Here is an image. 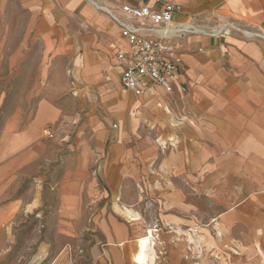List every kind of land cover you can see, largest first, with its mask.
<instances>
[{"label":"crops","instance_id":"obj_1","mask_svg":"<svg viewBox=\"0 0 264 264\" xmlns=\"http://www.w3.org/2000/svg\"><path fill=\"white\" fill-rule=\"evenodd\" d=\"M166 2L181 69L137 93L107 9ZM0 108V253L64 129L53 239L30 264H212L214 230L226 260L264 264V0H0Z\"/></svg>","mask_w":264,"mask_h":264},{"label":"built area","instance_id":"obj_2","mask_svg":"<svg viewBox=\"0 0 264 264\" xmlns=\"http://www.w3.org/2000/svg\"><path fill=\"white\" fill-rule=\"evenodd\" d=\"M175 8L176 5L171 2H166L159 9L125 4L122 6L124 16L107 9L111 20L120 27L122 35L131 44L129 52L119 54L122 59L130 57V63L124 68L121 77L125 88L143 93L148 82L152 81L168 92L174 89L182 59L179 51L163 38L177 30L171 27ZM146 20L153 24L150 29L161 33L159 37L143 34ZM161 25L165 27L159 30L157 26ZM181 89L186 91L187 87L182 85Z\"/></svg>","mask_w":264,"mask_h":264},{"label":"rangeland","instance_id":"obj_3","mask_svg":"<svg viewBox=\"0 0 264 264\" xmlns=\"http://www.w3.org/2000/svg\"><path fill=\"white\" fill-rule=\"evenodd\" d=\"M11 110L12 108H0V132L4 125L2 122L4 115ZM63 131L58 132V137L56 135L50 142L46 143L47 156L39 158L36 167L31 172L33 174L35 171V177L44 176L42 180L37 182V196L40 199L38 208L36 211L22 212L20 218L17 219L16 228L18 231L14 236V240L12 239L5 249L1 251L0 255L3 256L1 264H30V256L34 253L35 246L38 248L45 239H53L52 233H45L44 228L54 226V214L57 210L58 196L53 184L59 177L60 166L68 152L66 141L61 139ZM33 181L32 177H28L23 189L28 191ZM212 240L214 249H218L213 254L212 264H247L229 254V258L226 260V256L223 255L226 254L223 248L227 249V247L222 242L221 235L217 234L215 230ZM190 259H194V257L185 258V264H193V262L189 261ZM200 259L202 262L197 264H204V257Z\"/></svg>","mask_w":264,"mask_h":264}]
</instances>
